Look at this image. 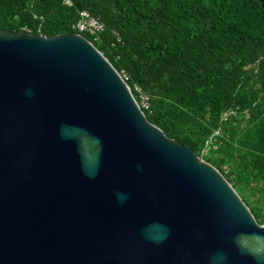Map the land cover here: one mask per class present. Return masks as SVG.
Returning a JSON list of instances; mask_svg holds the SVG:
<instances>
[{"label":"water","instance_id":"water-1","mask_svg":"<svg viewBox=\"0 0 264 264\" xmlns=\"http://www.w3.org/2000/svg\"><path fill=\"white\" fill-rule=\"evenodd\" d=\"M0 264H264V223L83 36L0 29Z\"/></svg>","mask_w":264,"mask_h":264},{"label":"trees","instance_id":"trees-1","mask_svg":"<svg viewBox=\"0 0 264 264\" xmlns=\"http://www.w3.org/2000/svg\"><path fill=\"white\" fill-rule=\"evenodd\" d=\"M70 1L0 0V29L52 38L99 18L97 41L81 35L148 98L147 121L257 197L263 224L264 0Z\"/></svg>","mask_w":264,"mask_h":264},{"label":"built area","instance_id":"built-area-1","mask_svg":"<svg viewBox=\"0 0 264 264\" xmlns=\"http://www.w3.org/2000/svg\"><path fill=\"white\" fill-rule=\"evenodd\" d=\"M63 4L67 7L72 6L70 0H63ZM72 29L74 30V33L79 35L87 34L97 41L100 35L105 32L106 27L99 18L92 16L88 11H81L78 14L77 21L72 25ZM136 90L141 98L139 105L140 108L147 110L149 108L148 98L144 96L139 89Z\"/></svg>","mask_w":264,"mask_h":264},{"label":"rangeland","instance_id":"rangeland-1","mask_svg":"<svg viewBox=\"0 0 264 264\" xmlns=\"http://www.w3.org/2000/svg\"><path fill=\"white\" fill-rule=\"evenodd\" d=\"M140 101H141V98H140ZM140 101H139V105H140ZM236 191V193L239 195V197L244 201V203L246 204V206L249 208H252L255 204V200H257V197H252V196H249L247 190H243L242 192H240V188H235L234 189Z\"/></svg>","mask_w":264,"mask_h":264}]
</instances>
